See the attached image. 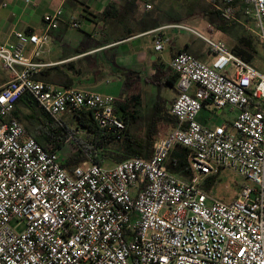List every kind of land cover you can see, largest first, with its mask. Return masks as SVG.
I'll return each instance as SVG.
<instances>
[{"label":"built area","instance_id":"built-area-1","mask_svg":"<svg viewBox=\"0 0 264 264\" xmlns=\"http://www.w3.org/2000/svg\"><path fill=\"white\" fill-rule=\"evenodd\" d=\"M244 2L243 21L234 0L216 9L224 21L243 25L264 51V0ZM62 20L59 9L44 17L43 34L17 31L15 43L0 45V66L9 73L0 88V264H264V66L185 24L150 32L156 52L172 42L164 31L175 30L200 37L213 57L206 63L182 52L172 60L176 127L155 141L149 159L112 168L88 161L68 170L54 146L38 143L16 119L24 95L58 125L66 115L91 113L104 136L121 140L126 124L114 96L36 79L43 65L35 60ZM208 102L216 112H235L233 122L201 124ZM178 147L189 151V178L168 169ZM221 169L246 182L230 203L201 188Z\"/></svg>","mask_w":264,"mask_h":264},{"label":"crops","instance_id":"crops-1","mask_svg":"<svg viewBox=\"0 0 264 264\" xmlns=\"http://www.w3.org/2000/svg\"><path fill=\"white\" fill-rule=\"evenodd\" d=\"M190 1L33 0L32 4H28L26 0H0V45L15 43L14 33L17 31L43 34L44 17L62 9L63 20L59 28L51 32L50 43L41 58L35 60L43 65L37 75L43 74L50 79V83L58 86L114 96L117 105L126 102L130 96H137L135 125L158 127L157 139L167 136L177 124L171 114L178 95L177 75L170 68L172 60L182 52L206 63L213 59L210 48L200 37L175 30L164 31L163 35L172 42L163 52L154 50V35L149 33L170 24L191 23L190 19L197 13L186 15L178 10L184 7L182 2ZM193 1L198 3V13L204 15L203 1ZM206 1L207 7L217 10V6L225 0ZM234 3L236 17L243 21L247 6L244 0H234ZM147 4L152 5L151 10L146 9ZM73 22H77L79 27L74 28ZM237 24L235 30L222 33L209 18L208 28H215L214 33L207 36L199 34L203 37L225 35L231 51L240 45L243 38L252 37L258 43L259 52L253 64L263 69L264 51L260 42L243 25ZM187 26L197 31L195 25L194 28L189 24ZM31 50L28 49L27 55L31 54ZM8 80L9 73L7 77H0V88ZM209 106L208 102L203 111ZM19 111L20 119L33 117V112L27 108L19 107ZM116 113L125 122L124 113L118 109ZM235 116L236 113L227 108L215 113L201 112L198 120L204 126L213 128L221 123L231 124ZM34 118L32 133L40 128L36 123L37 117ZM38 118L42 120L43 117L38 115ZM62 120L68 125L74 121L70 115Z\"/></svg>","mask_w":264,"mask_h":264},{"label":"trees","instance_id":"trees-1","mask_svg":"<svg viewBox=\"0 0 264 264\" xmlns=\"http://www.w3.org/2000/svg\"><path fill=\"white\" fill-rule=\"evenodd\" d=\"M203 11L204 14L210 18L211 23L216 26L217 30L222 33H228L238 28L237 23L224 21L221 18L220 12L215 10V8L206 6ZM257 45V41L248 36V38H243L240 45L235 47L232 52L254 66V60L259 56ZM36 79L40 81H50V79L43 74L37 75ZM137 102V96H130L126 102L116 105V109L124 113L126 123V130L121 140H117L115 137L109 135L104 136L91 113H81L72 116L77 127L81 128L89 135L85 139H79L75 137V132L67 123L63 122V120L62 125H58L50 117L45 115L29 94L24 95L18 102L15 117L21 121L19 107L27 108L32 111L33 117L24 116L29 126V128H25V130L41 145L46 147L54 146L55 151H61L67 144L69 137L72 136L76 141L75 146L77 147V151L64 161V167L68 170H72V168L80 166L88 161L103 166V160L98 157L99 151L103 152L102 156L104 159H109L115 164L122 163L132 158L149 159L151 157L154 143L158 139H156V137L159 133V128L156 126L146 127L145 136L142 139H139L131 133L130 128L135 125V121L137 120ZM38 115H42V120L38 118ZM34 116L37 117L38 120H36V123L40 125V128H37V132L35 131L32 133L29 129L35 125ZM188 156L189 151L186 148H176L172 152L168 162L169 171L183 178H189Z\"/></svg>","mask_w":264,"mask_h":264},{"label":"rangeland","instance_id":"rangeland-1","mask_svg":"<svg viewBox=\"0 0 264 264\" xmlns=\"http://www.w3.org/2000/svg\"><path fill=\"white\" fill-rule=\"evenodd\" d=\"M201 1H203L202 2L203 8L206 7L207 1L206 0H201ZM218 1L220 2L221 0H218ZM194 2L195 1H193V0L190 2H187V3L182 2V4L184 5L185 8L181 7L180 9H178L180 12L185 13L186 15L187 14L192 15V14L197 13L196 16H193L190 19L191 23L188 22L187 25L189 24L193 28L195 25L197 32L204 35V36L209 35V33L212 34V32L214 33L215 28H213L214 30L211 28H208V25H209L208 16H206L205 14L200 15L198 13V3H194ZM210 38H212L213 40H216V41L223 42L226 46H228V48L231 49V47L229 46V43H228V39L225 35L224 36L222 35L219 37H216L214 35L213 37H210ZM3 76L7 77V73L0 66V77H3ZM208 112L215 113L214 109L211 106L207 107V109L205 111H202V114L203 113L208 114ZM20 122L22 124H24L25 127L29 128V126L27 125V122L24 118H22ZM69 126L75 132V137H77L79 139L80 138L85 139L87 136H89L87 132H85L81 128L77 127L75 121H72ZM130 129H131V132L136 137H138L139 139L144 138L145 130H146L145 126H142V125L139 126L136 124V125L132 126ZM30 131L33 132L32 127H30ZM75 144H76L75 140L68 142L64 146V148L59 152L60 157L64 160L71 157L77 151V147L75 146ZM102 154H103V152H101V151L98 152V157L101 158V160H103V166L105 168H112V166L115 165V163H113L109 159H104ZM245 183H246L245 180L242 177H240L237 173H235L231 170H228V169H221L216 177H212V178L207 179L201 188H202L203 192L206 193L208 196H210V198L212 200H216V201H220V202H224V203H230L236 198L241 187ZM212 200H209V201H212ZM13 227H15V226L13 225ZM19 229H21V228H19Z\"/></svg>","mask_w":264,"mask_h":264}]
</instances>
